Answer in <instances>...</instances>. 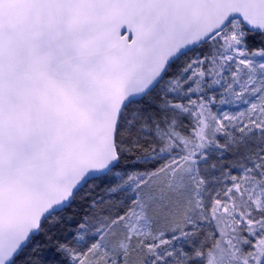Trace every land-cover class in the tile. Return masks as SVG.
<instances>
[{"label": "snow or ice", "instance_id": "snow-or-ice-1", "mask_svg": "<svg viewBox=\"0 0 264 264\" xmlns=\"http://www.w3.org/2000/svg\"><path fill=\"white\" fill-rule=\"evenodd\" d=\"M0 264H264V0H0Z\"/></svg>", "mask_w": 264, "mask_h": 264}]
</instances>
